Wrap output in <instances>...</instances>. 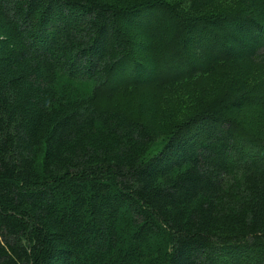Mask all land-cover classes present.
Returning <instances> with one entry per match:
<instances>
[{"label":"trees","instance_id":"1","mask_svg":"<svg viewBox=\"0 0 264 264\" xmlns=\"http://www.w3.org/2000/svg\"><path fill=\"white\" fill-rule=\"evenodd\" d=\"M0 264H264V0H0Z\"/></svg>","mask_w":264,"mask_h":264}]
</instances>
